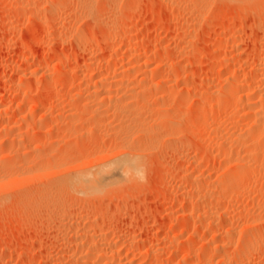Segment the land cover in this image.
<instances>
[{"label": "rangeland", "instance_id": "1", "mask_svg": "<svg viewBox=\"0 0 264 264\" xmlns=\"http://www.w3.org/2000/svg\"><path fill=\"white\" fill-rule=\"evenodd\" d=\"M250 1L0 0V95L12 107L4 118L20 125L26 142L16 157L0 160V171L9 174L0 179V264H82L91 247L79 251L74 236L84 233L106 239L103 248L112 255L88 264H264V123L237 112L222 95L238 74L250 86L264 58V0ZM101 32L116 35V42L101 41ZM231 33L240 36L237 46L226 38ZM108 77L124 80L102 86ZM18 82L29 83L20 96L26 89L30 101L15 113ZM35 99L42 102L30 124L54 123L44 128L51 144L40 148L44 136L31 135L22 119ZM45 109L52 113L41 119ZM125 149L142 155L134 183L82 201L59 189L55 194L57 178ZM235 151L246 166L232 179ZM18 169H25L24 182ZM247 232L263 235L244 261Z\"/></svg>", "mask_w": 264, "mask_h": 264}, {"label": "bare ground", "instance_id": "2", "mask_svg": "<svg viewBox=\"0 0 264 264\" xmlns=\"http://www.w3.org/2000/svg\"><path fill=\"white\" fill-rule=\"evenodd\" d=\"M114 1V0H113ZM235 1V0H234ZM241 0H239V2H240ZM247 1V3H250V2H252V1H250V0H246ZM256 1V0H255ZM261 1V0H260ZM134 2V1H133ZM238 2V1H237ZM253 2H254V0H253ZM242 3H243V1H242ZM116 4V3H115ZM91 5V4H90ZM113 5V4H112ZM91 10V9H90ZM45 22V21H44ZM107 24V23H106ZM108 29V28H107ZM106 30V29H105ZM104 30V31H105ZM241 35V34H240ZM116 35H112V34H110L109 32H101V35L99 36V39L101 40V41H108V42H112V43H114V41L116 42ZM239 34L238 33H231V34H228V36L226 37L228 40H231V42L233 43V45H236L237 43H238V41H239ZM242 38V37H241ZM78 39V38H77ZM78 41V40H77ZM227 42V41H226ZM230 42V43H231ZM229 43V42H228ZM237 46V45H236ZM230 47H231V45H230ZM229 47V48H230ZM137 56V55H136ZM32 60V59H31ZM23 63H25V62H23ZM174 64V63H173ZM29 65V64H28ZM176 65V64H175ZM178 65V64H177ZM37 66V65H36ZM174 66V65H173ZM46 67V66H45ZM228 67V66H227ZM226 67V68H227ZM32 68V67H31ZM33 69V68H32ZM246 72V71H245ZM30 74V73H29ZM50 74V73H49ZM54 74V73H53ZM172 74V73H171ZM238 74V73H237ZM254 74V75H253ZM252 74V80H251V85L250 86H247V87H245V85L244 84H242L241 83V80L239 81V75L240 74H238V80H237V78L235 79V80H232L231 79V81L229 82V84L228 85H226L227 87H226V89L224 88V94H222V95H224V96H226L227 98L226 99H228L229 97H231L230 98V100L231 101H228V102H230L229 104H230V106H231V103L234 105V106H232V107H235V109H238V111L237 112H241V110H245L244 112H246V115L248 114V116L249 115H251V116H253L254 117V119L253 120H255V118H256V121H261V123H264V58H263V60H262V64L257 68V71L256 72H254ZM32 75V74H31ZM31 75H30V77H31ZM55 75V74H54ZM62 75H63V73H62ZM116 75V74H115ZM244 75V74H243ZM242 75V76H243ZM246 75V74H245ZM40 76V75H39ZM48 76V75H47ZM47 76L46 75H44V74H42L41 75V77H42V80H45L46 78H47ZM249 76V75H248ZM83 77V76H82ZM110 77V76H109ZM108 77V78H109ZM182 77V76H181ZM241 77V76H240ZM55 78V77H54ZM53 78V79H54ZM59 78H62V77H59ZM59 78H57L56 77V79H59ZM101 78V77H100ZM107 78V79H108ZM111 78V77H110ZM110 78L108 79V81H107V79H105V78H103L102 80H100L99 82L101 83V85L103 86V84L105 85V83L106 82H108V83H113V84H117V82L118 81H121V80H124L123 78H121V80H119V78H115L114 77V79L113 80H110ZM113 78V77H112ZM111 78V79H112ZM166 78V77H165ZM29 79H32V78H29ZM28 79V80H29ZM34 79V78H33ZM29 80V82L32 84H35L36 82H33L34 80ZM62 79H64V78H62ZM245 79V78H244ZM247 79V78H246ZM172 80V79H171ZM174 80V79H173ZM16 81V80H15ZM36 81V80H35ZM54 81V80H53ZM89 81H91V78H90V80ZM167 81V80H166ZM165 81V82H166ZM168 81H169V79H168ZM243 81V80H242ZM47 82V81H46ZM58 82H60V84L58 85V86H60L61 87V85H62V83H61V81H59L58 80ZM245 82V81H244ZM25 82H23V84H24ZM99 83V84H100ZM119 83V82H118ZM162 83V82H161ZM246 83H248V82H246ZM22 84V82H18L17 84H15L14 83V85L12 86L13 87V90L12 91H14V93L16 94L15 95V97L12 99V103H14V102H16L15 103V107H16V109H15V113H17L18 111H20L22 108H24L23 106H25V105H27V103H28V100H27V92H26V89L24 90V94L22 95V96H20L21 94V92H22V87H24V88H26V87H28V89L27 90H29V83H28V85L26 86L25 84L23 85ZM30 84V85H31ZM38 84V83H37ZM37 84H35V86L36 87H38L39 85H37ZM58 84V83H57ZM125 84V83H124ZM138 84V83H137ZM164 84H166V83H164ZM49 85V84H48ZM148 85V84H147ZM150 85V84H149ZM244 85V86H243ZM26 86V87H25ZM162 86V85H161ZM164 86V85H163ZM163 86H162V89H163ZM51 87V86H50ZM105 87V86H104ZM110 87V86H109ZM136 87V86H135ZM145 87V86H144ZM165 87V86H164ZM40 88V87H39ZM52 88V87H51ZM55 88V87H54ZM160 88V87H159ZM30 89H32L31 87H30ZM99 89V88H98ZM111 89V88H110ZM126 89V88H125ZM135 89V88H134ZM150 89V88H149ZM166 89V88H165ZM169 89V88H168ZM54 90V89H53ZM108 90V89H107ZM161 90V89H160ZM158 91L156 94L158 95V98H160V99H162V98H164V97H166V95H167V93H166V91H164V89L162 90V91ZM222 90V89H221ZM30 91V90H29ZM49 91H50V89H49ZM61 91V90H60ZM93 91V90H92ZM110 91V90H109ZM115 91V90H114ZM132 91V90H131ZM47 93V92H46ZM124 93V92H123ZM136 93V92H135ZM222 93V92H221ZM29 94V93H28ZM127 94V93H126ZM129 94V93H128ZM138 94V93H137ZM80 95V94H79ZM94 95V94H93ZM221 95V94H220ZM221 95V96H222ZM117 96V95H116ZM122 96V95H121ZM134 96V95H133ZM81 97V96H80ZM125 97V96H124ZM129 97V96H128ZM138 97V96H137ZM157 97V96H156ZM218 97V96H217ZM35 98V97H34ZM53 98V97H52ZM103 98L105 99V98H107V99H111L112 98V94H110L109 92H103ZM119 98V97H118ZM134 98V97H133ZM223 98V97H222ZM117 99V98H116ZM223 99H225V98H223ZM4 100H5V96H3V95H0V147H1V145H3L6 141H8V140H12V141H16L14 144H16L15 145V148L13 147L12 148V146H11V148H9L10 150H6L7 152L5 153H3L2 151H0V160L1 159H3V161H4V156H6V154L7 155H11L12 157H16V155L18 154V148L19 147H21V145H22V141H23V139H25V137L24 138H21V137H23V136H19V131H21V130H19L18 129V127L19 128H21L20 127V125L19 126H16V123L14 124V123H12L10 120H6L5 118H4V116H8V114H10V113H12V107L11 106H7V107H4L3 106V102H4ZM205 99L203 98V100H202V102L204 101ZM221 103H222V99L220 100V99H218ZM30 101V100H29ZM120 101V100H119ZM215 101V100H214ZM10 102V103H11ZM40 102H42V101H40L39 99H35V100H33L32 101V103H31V106H29V111H28V113L27 114H25V116H23L24 118H22L23 120H24V122H26L27 120L29 121L28 123H27V126L28 125H30V129H31V125H32V129H33V132L31 133V135H40V136H44V138H43V140L42 141H40V142H38V145H36V148H40L42 145L44 146L45 144V146H47L48 144H51V142H49L50 141V139L49 138H47L48 136H46V129L48 128V129H50L49 127H52V126H54V123L52 122V123H50L49 122V126L46 128L45 126H44V124L42 123V122H39V123H33L32 124V122H31V124H30V120H32L33 118V112L35 111V109L39 106V104H40ZM202 102H201V104H200V102H199V104L200 105H203L202 104ZM205 102H208V101H205ZM223 102H224V100H223ZM124 103V102H123ZM204 103V102H203ZM217 103V101L215 102V104ZM220 103V104H221ZM227 103V102H226ZM219 104V102H218V104H217V107H218V111L220 110L219 108H220V106H222V104L220 105ZM120 105V104H119ZM118 105V106H119ZM198 106V110L199 111H201L202 110V107H204V105L201 107V106ZM209 105V104H208ZM207 105V106H208ZM211 105V104H210ZM224 105V104H223ZM226 105V104H225ZM228 105V104H227ZM226 105V106H227ZM51 106V105H50ZM49 106V107H50ZM112 106V105H111ZM116 106V105H115ZM207 106H205V108H210L209 110H212L211 109V107H207ZM228 107L229 109L231 108V107ZM201 107V108H200ZM223 107V106H222ZM118 107H113V108H110L109 106H108V111H110V110H114V111H116V109H117ZM204 108V110L207 112V109H205ZM216 108V107H215ZM106 109V108H105ZM217 109V108H216ZM232 109V108H231ZM239 109H241L240 111H239ZM50 110H52V109H50ZM80 110V109H79ZM22 111V110H21ZM53 111V110H52ZM60 111V110H59ZM73 111V110H72ZM71 110H67V112L66 113H70L71 115L73 114L74 115V111L72 112ZM83 110L81 109V112H82ZM107 111V112H108ZM123 111V110H122ZM127 111V110H126ZM225 111V110H224ZM106 112V111H105ZM232 112H234L233 110H232ZM236 112V111H235ZM52 112H50L49 110H47V109H45V110H43V112H42V114H41V119H44V118H46L47 116H49L50 114H51ZM61 113V112H60ZM69 114V115H70ZM206 114V113H205ZM37 115V114H36ZM55 115V114H54ZM250 116V117H251ZM56 117V116H55ZM247 117V116H246ZM31 118V119H30ZM38 118V117H37ZM70 118V117H69ZM205 118V117H204ZM21 119V118H20ZM27 119V120H26ZM30 119V120H29ZM40 119V118H39ZM58 119V118H57ZM19 120V119H18ZM23 120H21V121H23ZM26 120V121H25ZM35 120V119H34ZM37 121V120H36ZM207 121V120H206ZM248 121H250L249 119H248ZM55 122H57V121H55ZM70 122V121H69ZM71 123V122H70ZM253 123V122H252ZM257 123V122H256ZM260 123V122H259ZM72 124V123H71ZM84 124V123H83ZM254 124H255V122H254ZM258 124V123H257ZM69 125V124H68ZM75 125V124H74ZM93 125V124H92ZM260 125V124H259ZM22 126H24V125H22ZM26 126V125H25ZM29 127V126H28ZM56 127V126H55ZM70 127H72V126H70ZM27 128V127H26ZM44 128H46V129H44ZM30 129H27V130H30ZM65 129H66V127H65ZM262 129H263V127H262ZM19 130V131H18ZM26 130V131H27ZM71 131H73V130H71ZM70 131V132H71ZM256 131V130H255ZM260 131V130H259ZM259 131H256V132H258V134H259ZM21 133V132H20ZM75 133V132H74ZM77 133V132H76ZM25 134H27L28 135V131L27 132H24V135ZM29 134H30V132H29ZM79 134V133H78ZM21 135V134H20ZM22 135H23V133H22ZM256 135V134H255ZM18 136H19V138H18ZM38 137V136H37ZM53 137V136H52ZM259 137L261 138V136L259 135ZM240 138V137H239ZM260 138H258V139H260ZM34 139V138H33ZM167 139V138H166ZM249 139V138H248ZM252 139V138H251ZM255 139H257V138H254V140ZM55 140V139H54ZM239 140H241V139H239ZM253 140V141H254ZM260 140H262V139H260ZM53 141V140H52ZM168 141H169V139H168ZM257 141V140H256ZM263 141V140H262ZM23 142H25V140L23 141ZM36 142H37V140H36ZM127 142V141H126ZM165 142V141H164ZM255 142V141H254ZM26 143V142H25ZM57 143V142H56ZM243 143V142H242ZM261 143V142H260ZM53 144V143H52ZM129 144V143H128ZM255 144V143H254ZM262 144H264V141L262 142ZM24 145V144H23ZM123 145V144H122ZM261 145V144H260ZM49 146V145H48ZM241 146V145H240ZM3 147H4V145H3ZM31 147V146H30ZM131 147V146H130ZM129 147V148H130ZM257 147V146H256ZM126 148V147H125ZM128 148V147H127ZM263 148V147H262ZM134 149V148H133ZM132 149V151L130 150V149H128V150H126V151H121L120 150V152H118V153H116V154H114V155H111V156H109V158H108V160H104V161H102V162H99L97 165H95V167H93V168H87L86 170H80V171H75L73 174L71 173L70 175H68V176H65V178H63V179H59V178H57V180H59V181H57L56 180V184L53 182L52 183V185H54L55 187H56V189L54 190V192H56V191H58L57 189H59V191L60 190H62V192L64 191L65 192V194H69V196H71L72 198H74L73 200H76V199H80V201H82V200H87V199H94V198H97L98 196H100V194H104L105 192H107L108 191V189H109V187H111V186H117V185H119V183L121 184L122 182L123 183H130V182H132V183H134V181H136L137 179H138V177L140 176V172H141V169H142V166H143V162H142V155L138 152V151H135V150H133ZM264 149V148H263ZM263 149H261V151H263ZM248 150V149H247ZM245 151H246V149H245ZM236 152V151H235ZM251 152V151H250ZM254 152V151H253ZM24 153V152H23ZM112 153V152H111ZM243 153H244V151H243ZM264 153V152H263ZM20 154V153H19ZM236 154H237V156H236V158L234 157V156H232V157H234V159H235V161H236V165H235V169L233 168V170H232V172H231V177H232V179L233 178H236V176L239 174V172L240 171H242V169H245V166H244V163L243 162H241V160H240V158L242 159V160H244L243 158H242V156L240 157V156H238V153L236 152ZM259 154V153H258ZM4 155V156H3ZM233 155V154H232ZM245 155V154H244ZM259 155H261V154H259ZM3 156V157H2ZM255 156V155H254ZM256 156H258V155H256ZM22 157V156H21ZM108 157V156H107ZM231 157V159H233ZM248 158V157H247ZM259 158V157H258ZM263 158H264V154H263ZM14 159V158H13ZM37 159H40V158H37ZM262 159V158H261ZM36 160V159H35ZM255 160V159H254ZM37 161V160H36ZM55 161V160H54ZM204 161H205V159H204ZM233 161V160H232ZM245 161V160H244ZM260 161V160H259ZM30 162V161H29ZM261 162H262V160H261ZM3 163V162H2ZM27 163V162H26ZM57 163H58V160H57ZM242 163V164H241ZM246 163H247V161H246ZM258 163V162H257ZM5 164V163H4ZM263 164V163H262ZM6 165V164H5ZM39 165V164H38ZM8 166H10V164L8 165ZM14 166H15V164H14ZM35 166V165H34ZM55 166V165H54ZM39 167H40V165H39ZM41 167H43V166H41ZM53 167V166H52ZM233 167H234V165H233ZM2 168V167H1ZM28 168V167H27ZM26 168V169H27ZM33 168V167H32ZM3 169H7V168H3ZM34 169V168H33ZM32 169V170H33ZM43 169V168H42ZM13 170V169H12ZM30 170V169H29ZM36 170V169H35ZM2 171V170H1ZM0 171V179L2 180V179H6L8 176H9V174L7 175L6 174V170H5V172H1ZM37 171V170H36ZM249 171V170H248ZM14 172V171H13ZM16 172V171H15ZM27 172H28V170H27ZM9 173V172H8ZM10 173H11V171H10ZM12 174V173H11ZM10 174V175H11ZM29 174V173H28ZM32 174V173H31ZM139 174V175H138ZM249 174V173H248ZM6 175H7V177H6ZM15 175H16V177H21L22 178V180L24 179L25 180V177L26 176H24V175H26V173H25V169L24 170H17V172L15 173ZM30 175V174H29ZM14 176V175H13ZM19 177V180L21 179ZM137 177V178H136ZM9 178V177H8ZM12 178V177H11ZM140 178V177H139ZM250 178H252V177H250ZM135 179V180H134ZM253 179V178H252ZM24 180H23V182H24ZM249 180V179H248ZM247 180V182H249V183H251L250 181H248ZM12 182L13 181H15V180H11ZM19 181H17V183H18ZM246 182V183H247ZM1 183H3L4 184V182L2 181ZM7 183H10V181L9 182H7ZM249 183H248V185H249ZM124 184V185H125ZM2 184H0V186H1ZM11 185V184H10ZM127 185V184H126ZM4 186H5V184H4ZM13 186V185H12ZM53 186V187H54ZM2 187V186H1ZM6 187V186H5ZM217 187V186H216ZM222 187V186H221ZM225 187V186H224ZM8 188V187H7ZM50 188V187H49ZM118 188H119V186H118ZM219 188V187H218ZM226 188V187H225ZM48 189V188H47ZM52 189V186H51V188H50V190ZM234 189H236V188H234ZM49 190V191H50ZM225 190V189H224ZM242 190V189H241ZM49 191L46 193V191H45V193H44V195H48V193H49ZM52 191V190H51ZM50 191V192H51ZM58 191V192H59ZM53 192V191H52ZM53 192V193H54ZM234 192H235V190H234ZM237 193L238 192H240V190L239 191H236ZM230 193V192H229ZM237 193H236V195H237ZM32 194V193H31ZM41 194V193H40ZM43 194V193H42ZM51 194V193H50ZM49 194V195H50ZM55 194H57V192L55 193ZM55 194H52L51 196H54ZM60 194V193H59ZM232 194V193H231ZM234 194V193H233ZM29 195V194H28ZM56 196V195H55ZM63 196V195H62ZM232 196H235V195H232ZM46 197V196H45ZM175 197V196H174ZM230 197H231V195H230ZM28 198H29V196H28ZM27 198V199H28ZM48 198V197H47ZM53 198V197H52ZM63 198V197H62ZM61 198V199H62ZM36 200V199H35ZM52 200H54V198L52 199ZM59 200V199H58ZM79 201V202H80ZM47 202H49V201H47ZM56 202H57V199H56ZM52 203V202H51ZM67 203V202H66ZM55 204V203H54ZM53 205V204H52ZM63 207V206H62ZM48 208V207H47ZM82 208V207H81ZM58 210V209H57ZM57 210H55L56 212H57ZM193 211H194V209H193ZM55 213V212H54ZM65 213V212H64ZM52 214V213H51ZM68 214V213H67ZM209 215V214H208ZM57 216V215H56ZM211 217V216H210ZM210 217H208L209 218V220L211 221V219H210ZM70 219V218H69ZM82 219H83V217H82ZM214 219V218H213ZM215 221H217L216 219H214ZM72 222V221H71ZM83 222V221H82ZM205 222V221H204ZM214 222V221H213ZM212 222V223H213ZM211 223V224H212ZM192 224V223H191ZM201 224H202V222H201ZM200 224V225H201ZM208 224V223H207ZM72 225V224H71ZM77 225V224H76ZM75 227V226H74ZM101 227H102V225H101ZM190 227V226H189ZM202 227V226H201ZM200 227V228H201ZM204 227V226H203ZM255 227V226H254ZM83 228H84V226H83ZM183 229V228H182ZM193 229V228H192ZM204 229V228H203ZM207 229V228H206ZM226 231V230H225ZM227 231H229V230H227ZM247 231H248V228H247ZM84 232V231H83ZM249 232V231H248ZM247 232V233H248ZM87 233H88V231H87ZM90 233V232H89ZM95 233V232H94ZM230 233V232H229ZM251 233V232H250ZM262 233V232H261ZM260 232H256V233H251V234H244L243 236H241V240H242V243H243V250H241L242 252L240 253L241 255H242V257H241V259L242 260H244V259H246L245 258V256H246V253H249V249L251 248V244H253L254 242H255V240L257 241L258 239L257 238H261L262 237V235H263V233L261 234ZM75 234V233H74ZM73 234V235H74ZM91 234V233H90ZM90 234H85L84 233V237H80V238H78L77 236H74V238H75V241H74V243L75 242H77L76 244H77V246L79 247H77L78 248V250L79 251H81V249H83V248H85L86 249V247L85 246H88L89 248L91 247V249H90V251L88 252L89 254H83V253H81L80 255H82V257L80 256V258H79V256H78V258H79V261H81L82 262V264H88L89 262L88 261H96V259H97V263H100L102 260H104V259H108V257L110 258L112 255L109 253V252H107V250H105V248H103V246H104V244H105V240L106 239H100V240H95L94 239V237L93 236H91ZM228 234V233H227ZM230 234H232V233H230ZM229 234V235H230ZM235 234V233H234ZM76 235H78V233L76 234ZM83 235V234H82ZM93 235V234H92ZM95 236V235H94ZM72 237V236H71ZM227 237V239H228V235L226 236ZM225 237V238H226ZM230 237V236H229ZM231 237H233V236H231ZM97 239V238H96ZM99 239V238H98ZM231 239V238H230ZM229 239V240H230ZM74 240V239H73ZM232 240V239H231ZM239 240V239H238ZM230 242V241H229ZM258 242V241H257ZM205 243V242H204ZM256 243V242H255ZM108 244V243H107ZM106 244V245H107ZM132 246V245H131ZM192 246V245H191ZM187 247V246H186ZM134 248V247H133ZM240 248H242V246L240 247ZM183 249H185V248H183ZM252 249V248H251ZM112 250V249H111ZM114 250V249H113ZM175 250H177V247H176V249ZM84 251V250H83ZM133 251V250H132ZM185 251V250H184ZM248 251V252H247ZM194 252V251H193ZM217 252V251H216ZM80 253V252H79ZM243 253V254H242ZM252 253V252H251ZM156 254V253H155ZM192 254V252H191V249L190 248H188V250H186V252H185V254H184V257L186 258V257H188L189 255H191ZM212 254V253H211ZM217 254V253H216ZM215 254V256H217ZM210 255V254H209ZM214 255V254H213ZM241 255H239V257L241 256ZM215 256H213V257H215ZM223 256V255H222ZM221 257V256H220ZM244 257V258H243ZM93 258V259H92ZM94 258H96V259H94ZM216 258V257H215ZM225 258V257H224ZM238 258V257H237ZM241 259H239V260H241ZM113 260V259H112ZM219 260V259H218ZM218 260H216V261H218ZM238 260V259H237ZM241 260V261H242ZM98 261H100V262H98ZM224 262V259H222V260H219V262ZM245 261V260H244ZM74 262V261H73ZM80 262V263H81ZM88 262V263H87ZM114 262V261H113ZM221 262V263H222ZM226 262H227V260H226ZM225 262V263H226ZM96 263V264H97ZM186 263V262H185ZM217 263V262H216ZM241 263V262H240ZM77 264V263H76ZM95 264V263H94ZM104 264H105V262H104ZM237 264V263H236Z\"/></svg>", "mask_w": 264, "mask_h": 264}]
</instances>
